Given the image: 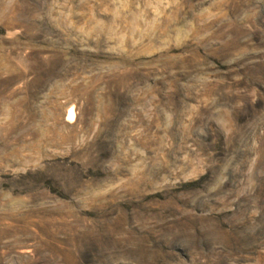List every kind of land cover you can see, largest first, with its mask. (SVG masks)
<instances>
[{
    "label": "rangeland",
    "instance_id": "374dc122",
    "mask_svg": "<svg viewBox=\"0 0 264 264\" xmlns=\"http://www.w3.org/2000/svg\"><path fill=\"white\" fill-rule=\"evenodd\" d=\"M0 264H264V0H0Z\"/></svg>",
    "mask_w": 264,
    "mask_h": 264
},
{
    "label": "bare ground",
    "instance_id": "6f19581e",
    "mask_svg": "<svg viewBox=\"0 0 264 264\" xmlns=\"http://www.w3.org/2000/svg\"><path fill=\"white\" fill-rule=\"evenodd\" d=\"M69 116H73V110L70 108L69 109V114H68Z\"/></svg>",
    "mask_w": 264,
    "mask_h": 264
}]
</instances>
